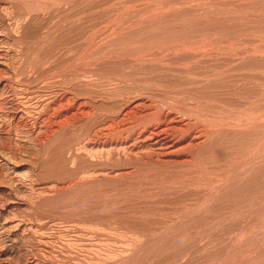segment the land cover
Wrapping results in <instances>:
<instances>
[{"label": "rangeland", "instance_id": "374dc122", "mask_svg": "<svg viewBox=\"0 0 264 264\" xmlns=\"http://www.w3.org/2000/svg\"><path fill=\"white\" fill-rule=\"evenodd\" d=\"M22 1L0 0L1 28L9 27L6 14L12 7L18 11L29 2L43 8L52 2ZM74 3L66 0L49 11L37 10L20 29L26 30L27 39L34 40L32 45L42 32H48L46 49L51 50H46V63L69 78L81 76L72 88L85 94L90 91L95 106L99 105L98 113L108 109L118 112L120 104L142 94L158 109H163L165 100L168 107L164 109H177L176 115L182 114L184 119L189 115L180 110L182 107L196 110L193 113L200 109L198 114H206L209 122L214 119L216 132L185 165L150 160L137 163L117 155L108 161L102 154L93 155L82 148L84 141L77 139L75 129L66 132L71 139L66 133L58 135L60 138L50 143L52 149L31 141L22 129L11 136L14 142L11 137H0V144L10 142L19 156V161L3 165L0 177L8 178L0 179V248L9 247L17 236L15 240L21 243L17 254L24 252L26 259L31 249L40 247L38 234L29 227L34 222L33 226L47 225L44 232L53 237L49 249H62L60 260L49 257L61 264L86 258L84 245L100 241L112 252L106 264H264V0ZM68 11L82 14L77 24L82 28L74 33L63 17ZM66 38L72 39L71 44ZM11 53L18 58V51ZM169 102L174 103L171 106ZM195 104L199 109H194ZM115 111L109 113L116 115ZM102 116L97 122L107 119L106 114ZM45 121L49 129L50 119ZM47 128L40 136L49 132ZM69 143L75 144L74 158L67 150ZM6 160L10 158L2 161ZM34 181L44 190L35 191L38 188L31 187ZM13 206L15 210L19 207L18 214ZM20 211L28 214L23 215V222L22 218L19 222L23 217ZM17 254L8 255L12 259L6 257L10 264L16 259L19 264Z\"/></svg>", "mask_w": 264, "mask_h": 264}, {"label": "bare ground", "instance_id": "6f19581e", "mask_svg": "<svg viewBox=\"0 0 264 264\" xmlns=\"http://www.w3.org/2000/svg\"><path fill=\"white\" fill-rule=\"evenodd\" d=\"M1 1H3V0H1ZM18 1H21V0H18ZM62 1H66V0H52L51 4L49 3L50 5L44 2V4H47V5H45L43 8H41V5H40V7L39 6L38 7L32 6L33 4L30 5L29 2L27 3L28 5H25V3H24L25 7L22 4L23 8L22 9L19 8L18 11H16L17 10V9H15L16 7L15 8L12 7V10L9 9V11H7V8H6V11H7L6 18H7V21L9 23V27H7V28H4L5 26L2 28L0 27V137L3 139H5V138L7 139V138L13 136L14 134L18 135V133H16L17 131L20 130L22 132V130H24V132H25L24 136L25 137H27L28 139H31V141L34 140V142L35 141L39 142L40 146H43L42 148H44L45 145H47V146L49 145L50 147L53 146V145H50V143H53V141L55 140L56 137H57L56 139L60 138V136H58V135H61V134L64 135V133H66V132L68 133V131L70 129H71V131H73L72 129H75L76 132L75 131L74 132L75 133L78 132L79 135H78V133L75 134L74 132L72 133V135L75 134L76 136H78L77 139L84 141V145L82 148L87 150L89 153H93V155L99 154V153L102 154L104 156V157H102V159L107 158V160H108V158H110V157L115 158V156L117 155V157H119L120 159L122 157L125 159H130V160L135 159L137 163H138V161H141V160L143 162H145L146 160H148V161L150 160L151 162L153 161V162H157L159 164H165V165H167V164L170 165V163L171 164L174 163L175 165L176 164H179V165L182 164L183 165L184 163L186 164L188 162L190 163V161L193 160V157L196 154L198 156L197 152L200 150V148L202 150L204 143H206L207 140L209 141V139L211 138V135L214 132H216L215 131L216 128L214 127L216 125V122L214 123V119L212 120V122L211 121L209 122L208 116H205L206 114L203 115V113H202V115H200L201 113L199 111L200 109L198 106L199 103H198V105L195 104L196 106L193 105V107L195 109V107L198 106L197 109H199V110H197V112L200 114H198L196 112H195L196 114L193 113L194 111H196L194 109H193L194 111L192 112L191 108L185 109L186 106L182 105V106H184V108L181 106L182 108L180 110L183 111L184 114L189 115L188 119H184L183 117H180L182 114L179 115V117L177 116L178 114L176 115L177 109H174V108L171 109L170 107H169V109H164V107L165 108L168 107V106H165V102H166L165 100H164V105H162L163 109H158L159 107L157 106V108H156L155 107L156 104L154 105V102L148 101V99H149L148 95L144 96L142 94H137V95L131 97V100H127L123 104H120L121 108H119V110H117L118 112H116L115 110L108 109L111 112L113 111V113L115 111L116 115H112L113 113H111V112L109 113V111L103 112V110H101L102 111L101 112L100 109H99L100 112L98 113L97 108L99 107V105H98V107H96L97 105L95 106V103L93 102V100L94 101H96V100L95 99L92 100V98H94V97L90 96V94H91L90 91H89V93L85 94L84 91L79 92V91L75 90L76 89L75 87L72 88L74 86L72 84L73 83L75 84V82L81 76L77 77V75H74V77L69 78L66 74H63L59 68H58V70H56L57 69L56 67L54 69V67L52 68L46 63L48 61V59L46 57L47 56L46 50H48V51L51 50V49H46V47H47L46 45H47V42L49 40L48 32L46 31L47 32L46 34H45V32H42V33H44V35L40 34V36L38 38H37L38 35L37 36L35 35L36 36L35 39L36 38L37 39L35 40L36 43L34 45H32V42H34V40L31 41V40L27 39V36H26L27 32H25L26 30L21 31L20 27L22 24H25L24 22L29 19L31 14H33V12H36L37 10L40 11V9H42L43 11L44 10L49 11L53 5L61 4ZM68 1L70 3L76 2V0H68ZM36 4L38 5L39 3H36ZM44 4H42V5H44ZM10 5H11V2H10ZM17 5H18V3H17ZM74 6H76V4ZM85 6H89V5L87 4ZM54 8H55V6H54ZM72 9H74V8H72ZM4 12H5V10H4ZM76 12H78V11H76ZM67 13L68 14L65 13V15H63V17H64L65 22L66 21L68 22V27H69L68 30H70V32L72 31L74 33V31H77L78 28L79 29L82 28V27H79V25H77L80 18L82 17L81 16L82 14L78 13L79 14L78 15L77 13H70L69 11ZM45 15H46V13H45ZM61 16H62V14H61ZM89 17H90V15H89ZM3 18H4V16H3ZM42 18H40V19H42ZM0 20H1V18H0ZM37 21H38V19H37ZM65 22H63V23H65ZM7 26H8V24H7ZM58 26H59V24H58ZM58 26H56V23H55V27H58ZM52 29H51V31H52ZM64 30H65V27H64ZM28 32H29V30H28ZM71 33H68L69 36ZM80 33H79V35H81ZM82 33H83V31H82ZM73 35H74V37H73ZM73 35H71V37H73V39L75 40L76 39L75 34H73ZM51 37H52V35L50 36V38ZM63 37L65 38V34ZM76 37H77V35H76ZM68 38H66L65 41ZM52 39L54 40V37H52ZM52 39H50V40L52 41ZM76 40H78V39H76ZM67 41H70V44H71L72 39L71 40L68 39ZM67 41H66V43H67ZM56 43H57V41H56ZM73 43H74V41H73ZM34 46H35V48H34ZM51 46H53V44ZM14 49H15L16 53L18 51V53H17L18 58H14V56H12L11 52H15V51H13ZM32 49H34L35 51L34 50L32 51ZM30 52H33L34 54L30 55ZM102 52H104V51H102ZM102 52L100 51L101 54H102ZM91 55H94V54H91ZM32 73H34V74L31 75ZM119 81H120V79H119ZM87 87H89L88 82H87ZM89 89L88 88H87V90L85 89V92L86 91L88 92ZM18 90L21 93V95L18 92ZM119 97H121V96H119ZM127 99H128V97H127ZM122 100L124 101V99H122ZM169 103L172 106V104L174 102L173 103L169 102ZM192 104H194V103H192ZM159 106L161 107V102H160ZM173 107H175V106L173 105ZM177 107H178V105H177ZM189 107H192V106L189 104ZM178 109H179V107H178ZM180 110H178V112ZM185 110H187V111H185ZM205 112L206 111H204V113ZM100 113L107 115V119L104 122H100V121L97 122L99 119L98 117L103 118L102 114H101V116L100 115L97 116ZM179 113H181V112H179ZM192 116L196 120H193ZM209 116H210V114H209ZM104 117H105V115H104ZM210 117H212V116H210ZM210 117H209V119H210ZM215 117H218V116H215ZM47 118L50 119V124L47 123L50 125L49 129L47 128L48 126L46 127L47 130H49V132L46 131V135H44L42 137V136H40V133L44 132L45 131L44 129H46L45 128L46 125L44 126V124H46L45 120ZM44 121H45V123H44ZM246 121H248V120H246ZM220 122L222 124V121H220ZM106 123H107V125H106ZM13 129L15 131H13ZM63 137H62V140L60 139V141L61 142L63 141V143H64L65 141L63 140L64 139ZM68 137L69 138L71 137L70 133H69ZM14 139H16V138H14ZM5 141H7V140H5ZM11 141L14 142L12 140V137H11L10 142ZM77 141H79V140H77ZM10 142H8V143H10ZM56 142H58V141H56ZM0 143H1V141H0ZM2 143H3V140H2ZM8 143L5 142L3 144H0V177L2 175L1 173L3 171H5L3 169V165L6 163H11L12 160L18 159L17 158L18 155L16 154L17 150L15 149L16 150L15 151L12 148L11 145H13V144H11V143L8 144ZM58 143H60V142H58ZM63 143H61V144H63ZM15 144H16V142H15ZM82 144H83V142H82ZM19 145H18V147H19ZM23 145H25V144H23ZM37 145H38V143H37ZM67 145H68L67 150H69V151L71 150L69 152V154H71V152H72L71 155L74 158V156H75L74 152L76 151L74 149L75 144L69 143ZM47 146H45V148ZM50 147H49V149H50ZM59 147L61 148V146H57L56 148L59 149ZM62 147H63V145H62ZM78 147H80V146H78ZM40 148H39V152L42 149V148L41 149ZM64 148L65 147H63V149ZM51 149H52V147H51ZM22 150H23V148H22ZM18 152H19V150H18ZM44 153H45V150H44ZM56 154H58L57 149H56ZM5 155H7L6 157L10 158L9 161L8 160L2 161L3 159H9V158H6ZM63 155H64V153H63ZM63 155H61V156H63ZM68 158H69V156H68ZM20 159H22L21 156H20ZM69 159H71V158H69ZM16 161H19V159ZM16 161H14V162H16ZM38 161H36V163ZM102 163H104V162H102ZM157 163H155V164H157ZM7 170H9V169H7ZM37 170H35V171H37ZM6 173H7V171H6ZM4 175H6V174L4 173ZM8 176H10V175H8ZM34 177L35 176H33L32 179ZM0 179H1V181H2V179L5 181L6 178L5 179L0 178ZM6 180L8 181V178ZM10 180H11V178H10ZM4 181H3V183H6ZM14 181H15V179H14ZM8 183H10V182H8ZM31 183H33V185L31 187L38 188V190H35L37 192L44 188V186L36 183L35 181L31 182ZM82 183L83 182H81V184ZM22 184H23V182H22ZM10 190H11V187H10ZM56 190L59 191L58 188H56ZM7 191H8V189H7ZM12 191L13 190H11V192ZM14 191H13V193H14ZM37 192H36V194H37ZM13 193H10V194H13ZM41 193H42V191H41ZM47 193H48V191H47ZM3 194H5V193H3ZM6 194H7V192H6ZM10 194L7 195V197L9 196V200H10V197L12 196V195L10 196ZM18 196H20V195H18ZM46 197H48V196H46ZM37 198L39 199V197H37ZM1 199H2V197H1ZM11 199H12V197H11ZM4 202H5V200H4ZM38 202H40V201H37L36 204H38ZM17 208H19V207H17ZM17 208H16V210H17ZM21 208H22V206H21ZM13 209H14V206H13ZM23 209H24V207H23ZM16 210L14 209V211H16ZM28 211L26 213H29ZM17 212H19V209L16 211V214H18ZM20 212L22 213V211H20ZM7 213H9V212H7ZM21 213H19V215H21ZM16 214H14V216H16ZM23 215L24 214L22 213V216ZM24 216L28 217V214H27V216H26V214ZM24 216L20 217L19 222H21V218H22V222H23V220H25V219H23ZM40 218H42V217H40ZM40 218H38L37 220H40ZM6 219H7V217H6ZM28 219H30V218H28ZM17 222H15V223H17ZM28 222H29V220H28ZM40 222H41V220H40ZM32 224L29 227L33 229V231H34V232L32 231L33 233L38 234L36 236H38L40 247H37V245H36L37 248L32 247L33 249H31V250L29 249L30 252L27 254V257L25 259L24 258L25 257L24 252L17 254V249L19 247H21V243L19 240H18V242H17V240H15L16 238L18 239V237L16 236V238L13 239L12 244L9 247L5 248L6 245L4 244L5 245L4 249L0 248V264H10V262H8V259H12L14 257L11 258L8 255H12V254H17V256L16 255L15 256L18 258L19 264H61V263L57 262L56 259H55L56 262H54L53 261L54 259L49 257V256H53L54 258H58V260H60L61 256L59 259L58 253L61 252L62 249H61V251H60V248L59 249L57 248L58 250L57 249L55 250L54 249L55 247L53 248V246H50V249H49V244L51 245V240L53 239V237H51L52 236L51 234H50V236H49V234L48 235L45 234L44 231H45V227L47 225L45 226L44 224L41 223L38 226H36V224H35V226H33ZM16 225L18 226V224H16ZM2 227L4 228L5 225ZM13 227L15 228L16 226H13ZM49 227H51V226H49ZM10 228H12V227L10 226ZM14 228H12V229H14ZM24 228H25V226H24ZM21 229H23V228H21ZM47 230H48V228H47ZM78 230L81 231V229H78ZM52 231L53 230H51V233H52ZM2 232H3V230H2ZM0 234H2V233H0ZM29 234H31V233H29ZM80 234H81V232H80ZM93 235H94V233H93ZM21 237H20V239H21ZM3 238L4 237H1L2 240H3ZM8 239H6V240H8ZM22 240L24 241V238ZM38 240L36 242H38ZM54 241H56V240L54 239ZM10 242H11V240H10ZM70 242L72 243V241H70ZM100 242L102 244L101 243L96 244L95 242L85 244L84 248H86V250L88 251L87 257L86 258L84 257V259H82L83 257L81 259L80 258L78 259L75 256L76 258H73L74 263L75 264H106L108 259L110 258V256H112L111 255L112 252L108 248H106V246H107L106 242L105 243L103 241H100ZM32 243H33V241H32ZM80 243H81V241H80ZM52 244H54V243L52 242ZM59 244L60 243H58V245ZM74 244L75 243H73V247H74ZM103 244H104L105 248H104ZM67 246H68V244H67ZM69 246H70V244H69ZM81 246H83V245L81 244ZM22 249H24V248H22ZM115 254H116V252H115ZM119 255H121V253ZM6 257L8 259H6ZM112 259H113V257L111 258V260ZM123 261H124V259H123ZM61 262H62V260H61ZM69 263H71V262H69ZM14 264H17V259H16V262Z\"/></svg>", "mask_w": 264, "mask_h": 264}]
</instances>
